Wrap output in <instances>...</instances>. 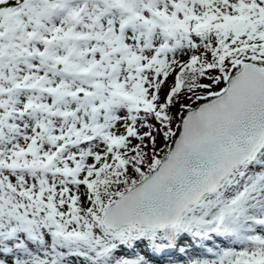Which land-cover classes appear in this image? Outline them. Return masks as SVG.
<instances>
[{
    "label": "snow or ice",
    "instance_id": "1",
    "mask_svg": "<svg viewBox=\"0 0 264 264\" xmlns=\"http://www.w3.org/2000/svg\"><path fill=\"white\" fill-rule=\"evenodd\" d=\"M0 264H264V0H0Z\"/></svg>",
    "mask_w": 264,
    "mask_h": 264
}]
</instances>
